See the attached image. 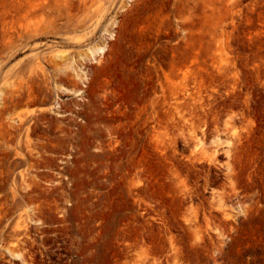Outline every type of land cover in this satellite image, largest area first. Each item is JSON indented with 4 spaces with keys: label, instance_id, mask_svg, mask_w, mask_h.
Here are the masks:
<instances>
[{
    "label": "rangeland",
    "instance_id": "rangeland-1",
    "mask_svg": "<svg viewBox=\"0 0 264 264\" xmlns=\"http://www.w3.org/2000/svg\"><path fill=\"white\" fill-rule=\"evenodd\" d=\"M0 264H264V0H0Z\"/></svg>",
    "mask_w": 264,
    "mask_h": 264
},
{
    "label": "bare ground",
    "instance_id": "bare-ground-1",
    "mask_svg": "<svg viewBox=\"0 0 264 264\" xmlns=\"http://www.w3.org/2000/svg\"><path fill=\"white\" fill-rule=\"evenodd\" d=\"M105 48V46L104 47H102V48H100V50H103ZM78 92H81V90H78Z\"/></svg>",
    "mask_w": 264,
    "mask_h": 264
}]
</instances>
